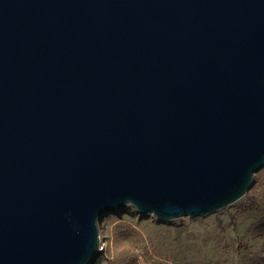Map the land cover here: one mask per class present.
Masks as SVG:
<instances>
[{
    "label": "water",
    "instance_id": "95a60500",
    "mask_svg": "<svg viewBox=\"0 0 264 264\" xmlns=\"http://www.w3.org/2000/svg\"><path fill=\"white\" fill-rule=\"evenodd\" d=\"M264 168V0H0V264H90L99 221L243 199Z\"/></svg>",
    "mask_w": 264,
    "mask_h": 264
},
{
    "label": "rangeland",
    "instance_id": "374dc122",
    "mask_svg": "<svg viewBox=\"0 0 264 264\" xmlns=\"http://www.w3.org/2000/svg\"><path fill=\"white\" fill-rule=\"evenodd\" d=\"M100 264H264V168L248 194L213 214L163 221L133 206L99 221Z\"/></svg>",
    "mask_w": 264,
    "mask_h": 264
},
{
    "label": "built area",
    "instance_id": "2783aa9c",
    "mask_svg": "<svg viewBox=\"0 0 264 264\" xmlns=\"http://www.w3.org/2000/svg\"><path fill=\"white\" fill-rule=\"evenodd\" d=\"M102 250H103V247H102V245H101V246H100V249H99V252L102 251Z\"/></svg>",
    "mask_w": 264,
    "mask_h": 264
},
{
    "label": "trees",
    "instance_id": "16d2710c",
    "mask_svg": "<svg viewBox=\"0 0 264 264\" xmlns=\"http://www.w3.org/2000/svg\"><path fill=\"white\" fill-rule=\"evenodd\" d=\"M92 264H100V263L95 262V263H92Z\"/></svg>",
    "mask_w": 264,
    "mask_h": 264
}]
</instances>
